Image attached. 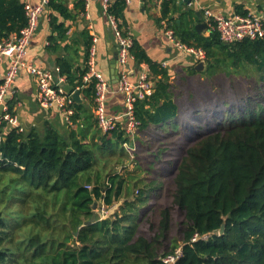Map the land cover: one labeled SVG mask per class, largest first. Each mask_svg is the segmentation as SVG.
<instances>
[{"label": "trees", "instance_id": "16d2710c", "mask_svg": "<svg viewBox=\"0 0 264 264\" xmlns=\"http://www.w3.org/2000/svg\"><path fill=\"white\" fill-rule=\"evenodd\" d=\"M84 3L74 7L83 11ZM24 5L0 0V39L26 24ZM125 8L126 0L107 7L123 34ZM45 11L56 45L68 30L60 18L76 14L67 0H48ZM175 12L176 0H162L157 22L166 18L180 41L204 49L206 68L171 73L133 40V60L148 65L154 83L134 104L133 139L123 122L102 132L76 101V127L66 134L53 127L3 133L0 264H166L178 246L175 264H264V34L226 43ZM247 12L237 5L236 14ZM82 34L83 67L72 70L62 58L58 68L68 90L83 86L94 105V81L82 80L92 38ZM98 200L119 204L102 216L92 208ZM92 215L96 221L84 225Z\"/></svg>", "mask_w": 264, "mask_h": 264}, {"label": "crops", "instance_id": "0c3cea01", "mask_svg": "<svg viewBox=\"0 0 264 264\" xmlns=\"http://www.w3.org/2000/svg\"><path fill=\"white\" fill-rule=\"evenodd\" d=\"M23 1L31 4L39 2V0ZM78 1L67 0L68 8L76 15L72 20L60 18V21L68 26V30L63 39H57L56 45H52L48 40L51 29L47 13L46 11L43 12L38 28L31 38L27 59L39 67L55 70L58 67V60L64 58L71 65V69L77 71V68L83 67L86 59L85 38L82 33L87 30L91 38L95 39L97 68L109 82L110 90L106 101L107 113L119 115L124 108L125 96L116 91L117 79L113 71V59L117 54V40L114 30L103 10L102 0L85 2L84 10L80 12L74 7ZM237 5H240L244 10L253 11L261 8L264 5V0H192L190 4L184 0H176L174 16L179 22L180 20L188 21L190 25L195 26L199 22H204V9H210L215 13L233 15L236 14ZM160 14L161 2L158 3L156 0H127L124 10V28L133 40L137 41L150 60L167 67L171 73L188 65L196 64L198 61L189 54L177 50L168 42L161 25L157 22ZM89 24L92 28H88ZM206 30H203L202 33H205ZM8 64L9 61L5 57L0 62V81ZM145 68L148 69L145 62L135 64L132 59L130 61L132 79L136 77L139 70ZM62 76L65 79L66 76ZM64 83L68 90L69 86L66 79ZM14 86L16 93L10 104L23 127V132L26 134L33 131L42 134L48 127L56 128L61 133L66 134L70 128L76 127V123L72 122L71 125H68L64 121L58 108L46 107L38 103L35 80L26 71L21 70L18 73ZM79 91L81 100L79 103H83L93 112L94 105L89 102L82 89Z\"/></svg>", "mask_w": 264, "mask_h": 264}, {"label": "built area", "instance_id": "2783aa9c", "mask_svg": "<svg viewBox=\"0 0 264 264\" xmlns=\"http://www.w3.org/2000/svg\"><path fill=\"white\" fill-rule=\"evenodd\" d=\"M86 3L89 0H84ZM127 1V0H126ZM160 3L162 0H156ZM110 0H102L104 12L109 18L110 25L114 30L117 40V86L116 91L125 96L124 108L119 115H110L106 110L107 94L110 90L109 82L103 77L97 68V54L95 39L88 50L87 70L82 76L83 83L94 81V108L93 113L98 128L102 132L113 130L118 122H123L125 132L133 139L139 121L134 114V104L137 100L146 98L153 91L154 83L148 74V69H141L136 77L132 79L130 61L133 59L131 47L133 38L130 34H123L118 26L117 20L112 14L107 12ZM48 0H39L38 3H25L26 24L18 33L0 39V62L5 57L9 64L0 81V141L3 132L14 129L23 132V127L14 113V108L10 102L15 97V80L21 70L29 73L36 83V100L46 107H56L62 114L64 121L71 125V116L74 113V99L72 94L75 90L69 91L65 88V79L59 73V68L55 70L45 69L37 66L27 59V52L30 41L40 23V18L46 9ZM85 13V11H84ZM83 13V14H84ZM204 23L207 29L218 33L219 38L226 43H232L245 38L255 39L264 34V5L246 14L225 15L215 13L210 9L203 10ZM163 34L168 42L181 52L189 54L196 61L205 59V51L200 47L187 45L180 41L174 34L173 28L166 18L160 20ZM88 28H92L89 24ZM126 145V143H125ZM207 238V235L202 236ZM198 239L195 234L191 241ZM182 256V247L178 246L171 254L162 258L166 264H175Z\"/></svg>", "mask_w": 264, "mask_h": 264}, {"label": "water", "instance_id": "95a60500", "mask_svg": "<svg viewBox=\"0 0 264 264\" xmlns=\"http://www.w3.org/2000/svg\"><path fill=\"white\" fill-rule=\"evenodd\" d=\"M184 1H186L188 4H190L191 3V1L192 0H184ZM195 28H196V30L199 32V33H202L203 32V30H206L207 29V25L204 23V22H199V23H197L196 25H195ZM117 55H115V57H114V59H113V71L115 72V76H116V79H117ZM195 68L197 69V70H204L205 68H206V63H205V60H200V61H198L196 64H195ZM79 94H80V91L79 90H75L74 92H73V94H72V97H73V99L76 101V102H80L81 100H80V96H79ZM99 204H101V203H99ZM96 207H97V203L96 202H93L92 203V208H93V210H95L96 209ZM94 221H96V216L95 215H92L91 216V219L90 220H88V221H86L85 223H84V225H88V224H90V223H92V222H94ZM224 229H225V222H223L222 224H221V226H220V228H219V230H218V233L219 234H222L223 232H224Z\"/></svg>", "mask_w": 264, "mask_h": 264}, {"label": "rangeland", "instance_id": "374dc122", "mask_svg": "<svg viewBox=\"0 0 264 264\" xmlns=\"http://www.w3.org/2000/svg\"><path fill=\"white\" fill-rule=\"evenodd\" d=\"M209 32V29L205 31V34H207ZM214 78H216V81L220 84V85H223L225 86L226 84V81L223 80L220 76H215ZM221 78V79H220ZM194 80H191L190 79V82L193 83ZM137 132L135 133L134 137L136 136ZM130 169L132 168V164H129L128 166ZM124 171L122 168H120V172ZM164 200V199H163ZM162 200V201H163ZM101 203V204H99ZM119 203L113 205L112 207H106L101 200H98V205L95 209L96 212H99L100 215L102 216H108L109 214H111V212L116 208V206L118 205Z\"/></svg>", "mask_w": 264, "mask_h": 264}]
</instances>
